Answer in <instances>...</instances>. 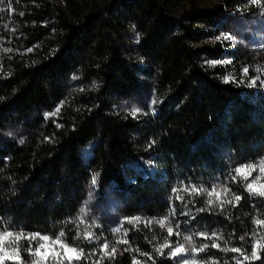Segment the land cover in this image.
I'll list each match as a JSON object with an SVG mask.
<instances>
[{"label":"trees","instance_id":"1","mask_svg":"<svg viewBox=\"0 0 264 264\" xmlns=\"http://www.w3.org/2000/svg\"><path fill=\"white\" fill-rule=\"evenodd\" d=\"M173 7V0H66L63 6L37 0L33 9L55 16L58 35L53 53L0 77L1 215L27 233L64 232L86 252L78 215L96 176L100 194L109 190L129 214H169L175 229L207 245L200 257L208 264H264V223L257 222H264V197L232 179L237 165L264 155V85L225 82L206 67L204 47L196 43L201 25L214 23L212 10L193 4L179 19ZM129 21L141 34L144 69L117 43ZM41 35L33 33L31 43ZM77 70L99 77L100 85L49 121L44 112L64 99ZM260 75L264 80V68ZM152 84L159 103L147 120L111 110L113 97ZM216 180L233 196L221 210L207 206L203 191ZM171 236L151 222L131 225L115 252L82 264H179V256L154 248Z\"/></svg>","mask_w":264,"mask_h":264},{"label":"rangeland","instance_id":"2","mask_svg":"<svg viewBox=\"0 0 264 264\" xmlns=\"http://www.w3.org/2000/svg\"><path fill=\"white\" fill-rule=\"evenodd\" d=\"M49 1L55 5L63 6L66 0ZM78 1L92 4L101 0ZM36 3L37 0H0V77L2 78H6L17 68V65L24 66L36 62L55 50V40L58 35L55 16L51 13L38 16L39 13L33 9ZM193 4L198 8L212 10L214 14L212 25H201L204 27V33L196 43L204 47L205 51L202 53L203 64L215 71H220L223 81L239 82L249 86L251 80L256 77H259L258 83L263 80V77H260L262 71L258 72L256 69L263 70L264 68V0H259L258 4L252 3L251 0H173V14L181 19ZM41 26L46 28L42 29ZM38 31H41L42 35L38 40L31 43L33 33L37 34ZM224 34H230L233 39H222ZM140 38L141 34L133 21H129L128 26L116 35L117 43L123 55L129 60L137 62L140 68L144 69L147 61L140 53ZM4 49L9 51H4ZM237 55H242L243 58L235 59ZM244 69H247V73L244 72ZM141 78L147 80L150 84L152 82L150 76L141 75ZM68 83L69 87L65 92L64 99L44 112L49 121L57 122V118L61 117L65 107L75 106L74 102L78 98L84 100V95L90 96V92L96 90L100 85L101 79L97 76H87L84 71L77 70L72 73ZM113 98L111 107L113 112L133 117L131 115L132 110L138 108L141 111L133 118L140 121L147 120L159 103V95L153 84L146 91H135L127 97L116 96ZM153 100L156 101L155 104L152 103ZM80 104L83 107L87 106L86 103ZM11 132L15 135L21 133V131L15 130ZM94 145L95 142L92 141L88 144V147ZM83 154L84 160H87L89 151L84 149ZM262 158H264V155L255 161L245 163L257 165L256 170L252 171V175L248 177L247 181L240 176H237L236 179L241 180L246 185L259 177L254 184V188L259 189L261 185H264V172L260 171L261 166L259 165ZM238 166L240 165L235 168ZM245 171L249 170L246 169ZM234 175H236L235 172ZM213 186H217L211 197L213 204L209 205L207 202V206L212 210H221L222 206L228 204L232 199V192L224 181L210 182L207 188L209 192H212ZM174 195L175 198L180 199L181 197V193L175 192ZM209 198L207 194V201ZM133 218L139 219L134 223H130L129 221ZM160 220L165 222L163 227L158 223ZM9 221L1 215L0 211V231L5 229L12 233L23 231L26 235L28 233H39L41 236H48L51 239L41 241L45 244V247L38 249L37 240L25 238L16 240L14 236L7 237L4 241V247L8 249L9 255H18V259L15 261L5 260L4 264H32L33 259L41 260L42 264H59L61 259L66 256H72L73 259L69 262L68 259L63 258V264H82V259L85 257L92 258L95 254L104 256L111 254L113 249L124 242L125 233L131 225H146L150 222L161 227L163 232H167L168 227L172 228V234L167 232L168 235H172L168 239L169 245L175 247L182 244L186 249L191 247L185 239V237H191L190 234L181 233L178 229H175V224L169 214L158 213L152 217L146 213L131 215L127 210V206L123 205L121 200L109 190L100 194L96 184L93 183L80 207L78 224L83 234L87 230L92 233L95 239H84L88 245L87 251H83L84 256H81L79 260L74 257L79 253L81 246L76 247L69 244L64 236L61 238L62 243L68 245L69 248L76 249V253L68 252L67 249L61 248L59 244L53 245L51 243V240H54L60 233L59 231L48 233L30 231L27 233L19 228L17 224ZM117 228L120 229L119 232L114 231ZM191 238L196 249H200L202 246L199 245V242L195 238ZM105 244H107V248L103 247ZM163 244L165 242L155 245L154 248L161 251L163 249L161 245ZM9 245H12V248ZM13 248L18 251H13ZM28 248L36 253L35 257L26 251ZM164 248L170 251V248ZM202 252H187L178 255L180 257L179 264L184 260H188L190 264H208L200 257ZM53 253H55V259H53ZM193 257H195L194 262ZM134 264L143 263L135 261Z\"/></svg>","mask_w":264,"mask_h":264},{"label":"snow or ice","instance_id":"3","mask_svg":"<svg viewBox=\"0 0 264 264\" xmlns=\"http://www.w3.org/2000/svg\"><path fill=\"white\" fill-rule=\"evenodd\" d=\"M252 3H259V0H251ZM222 39L224 40H232L233 37L230 35V34H224ZM4 51H9L8 49H4ZM212 63H217V62H212ZM226 63V62H225ZM258 72L259 71H262L261 69H256ZM244 72L247 73V69H244ZM257 80H259V77H256L255 79H252L250 84H249V87H253L255 86ZM225 82H227V80H225ZM260 83L262 85H264V80H261ZM95 86V85H94ZM153 104L156 103L155 100L152 101ZM141 110L138 109V108H134L131 112V115L133 117H135L137 115V113H139ZM259 165L261 166L260 168V171L261 172H264V158H262L260 161H259ZM257 168V165H253V164H242L240 166H238L237 168L234 169V172L236 173V175H234L232 177L233 180H235L237 178V176H240L243 180L247 181L248 180V177L252 175V171H255ZM249 170V171H245V170ZM259 177H257L256 179H254L252 182L250 183H247L245 185L247 191L249 193H251L252 195H258V196H262L264 197V185H261V187L259 189L257 188H254V184L256 183V180H258ZM96 181H97V177L96 176H93L92 178V183L95 185L96 184ZM216 187L217 186H213V189H212V192H209L208 189H203V191L205 193L208 194V196L210 197L208 199V204L209 205H212L213 204V200L211 199L212 197V194L213 192H215L216 190ZM192 188L195 189V185H192ZM173 191L175 192L176 189H173ZM227 191V190H225ZM237 200L240 199V197H236ZM200 211H203V209H200ZM139 218H133L131 221H129L130 223H134L136 220H138ZM258 223H264V222H261V221H257ZM158 223L163 227L164 226V220H160L158 221ZM114 231L116 232H119L120 229L117 228V229H114ZM167 232L169 234H172V228L171 227H168L167 229ZM200 236H206V233H199ZM216 234L213 233V236H215ZM15 237L16 240H19L20 238H25V239H29V240H37L38 242V249L40 248H44L45 247V244L44 243H41V241H49L51 238L48 237V236H41L39 233H28L27 235L21 231V232H17V233H12V232H9L7 231L6 229L4 231H0V264H4V261L5 260H10V261H15L18 259V255H9L8 254V249H6L4 247V241L7 237ZM64 236V232H60L56 238L54 240H51V243L53 245H57L59 244L61 248L63 249H67L68 252H72V253H76L77 250L74 249V248H69L68 245L66 244H63L62 243V240L61 238ZM80 238V234L77 233V237L76 239H79ZM83 238L84 239H95V237L92 235L91 232L89 231H85L84 234H83ZM186 241L189 243V245L191 246L190 248L186 249L184 247V245L182 244H178L176 245L175 247L169 245L167 242H165V244L161 245V248H164V247H168L170 248V251H169V255L175 257V256H178V255H183L187 252H196V251H203L204 248L207 247V245H203L200 249H196L195 247V244L192 242V238L191 237H185ZM222 239V237H221ZM240 239H244V237H241ZM214 247H219V245H216L214 244L213 245ZM10 248H12V245H9ZM104 248H107V244H105L103 246ZM261 247H264V245H261ZM229 249H225V251H228ZM13 251H18L17 249L13 248ZM26 251L32 255L33 257L36 256V253L33 252V250L31 248H28L26 249ZM113 252H115V249L112 250ZM158 252H160V249H157ZM231 251H235V252H239L240 249H231ZM163 254V253H161ZM81 256H84V252H83V249H80L79 250V253L74 257L76 260H79ZM63 258H66L69 260V262H71V260L73 259L72 256H66V257H63ZM63 258L61 259V261L59 262V264H63ZM86 258V257H85ZM245 259H249V257H244ZM258 256H257V253L255 251H253L252 253V256H251V259H257ZM53 259H55V253H53ZM195 261V257H193V262ZM32 264H42V261L41 260H38V259H33L32 261ZM181 264H190V262L188 260H184L181 262Z\"/></svg>","mask_w":264,"mask_h":264}]
</instances>
